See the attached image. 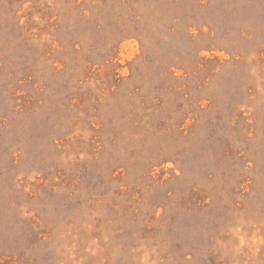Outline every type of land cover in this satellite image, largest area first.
<instances>
[{"label": "rangeland", "instance_id": "obj_1", "mask_svg": "<svg viewBox=\"0 0 264 264\" xmlns=\"http://www.w3.org/2000/svg\"><path fill=\"white\" fill-rule=\"evenodd\" d=\"M0 264H264V0H0Z\"/></svg>", "mask_w": 264, "mask_h": 264}]
</instances>
